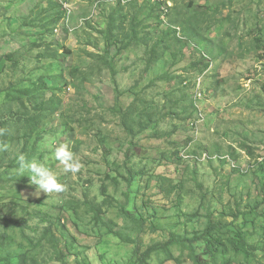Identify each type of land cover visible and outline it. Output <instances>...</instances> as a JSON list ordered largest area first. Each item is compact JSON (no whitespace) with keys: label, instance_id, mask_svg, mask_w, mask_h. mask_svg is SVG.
Segmentation results:
<instances>
[{"label":"rangeland","instance_id":"374dc122","mask_svg":"<svg viewBox=\"0 0 264 264\" xmlns=\"http://www.w3.org/2000/svg\"><path fill=\"white\" fill-rule=\"evenodd\" d=\"M171 1L164 24L131 0H0V125L22 136V106L55 103L27 146L0 152V264H135L136 244L95 224L91 202L143 251L220 222L211 245L148 264H264V0ZM59 143L79 173L53 159ZM19 153L65 191L33 195L13 174ZM122 208L150 221L141 230Z\"/></svg>","mask_w":264,"mask_h":264},{"label":"trees","instance_id":"16d2710c","mask_svg":"<svg viewBox=\"0 0 264 264\" xmlns=\"http://www.w3.org/2000/svg\"><path fill=\"white\" fill-rule=\"evenodd\" d=\"M131 4H138L137 1H131ZM145 4L151 6L152 8H154L157 11H160V6L158 5H152L151 3H149L148 1L144 2ZM124 7L122 6V3L119 2L118 3V7L114 10V13L111 14L109 17V26H108V35H114V28L116 27V16L121 15L123 13ZM174 10V4L172 8H169V13L167 15L170 16L171 15V11ZM160 18V16H159ZM160 23H164L161 19H160ZM170 23L172 24H177L178 22H172L170 21ZM165 24V23H164ZM177 26V25H176ZM183 26V25H182ZM183 30L185 31V27L183 26ZM171 31H173L174 33L175 30H173L171 27L168 28V32L170 33ZM135 32V29H132L131 33L133 34ZM176 40L178 42L181 43L182 40L178 39L175 36ZM61 50H65L66 49L63 47L62 49H58L56 51H53L51 54H49L47 57L52 58L55 55H60V51ZM206 57V56H205ZM204 56L201 58V65L203 66V71L204 70H208L210 67V60L206 59ZM26 92L28 93L29 97H34V92L30 93L29 90H26ZM20 97H18L19 99ZM55 109V103L53 104L52 100H42L40 103L37 101H31L30 102V108H26L24 106H22L21 110H20V116H21V121L19 122V124L17 125L16 128V133H23L22 136H12V134L10 133V124L9 123H3L0 125V129H2L4 131V134L2 136H0V144H12L15 145L16 141L18 139L23 138V144L24 146H27L29 144V141L32 137V135H34V133L37 131V129L39 128V126L41 125V123L49 116L53 113ZM33 110V111H31ZM139 175V174H138ZM137 175V176H138ZM135 177L131 176L130 179H128V185L131 186V181L132 179H134ZM89 205V209L91 210L92 214H94L93 216V221L95 224L97 225H101L103 227H105L110 234L114 235L115 237L121 239L123 242L125 243H131V244H136V248L134 251V255L136 258V262L135 264H148V261L151 259V256L158 252L159 250H169L170 246H177L180 243H189V244H193V243H197L200 241L205 242L208 245L212 244V240L214 235L217 234L216 231L217 229H219V224L220 222H208V227L207 229L205 228V230L203 231H198V232H193L190 236H178L176 234H173L169 240L165 243H155L154 245L148 247L146 250H142V242H140V240L138 239H132L129 235L124 234L121 231H116L115 230V224L112 221H108L105 222L103 221L101 214H102V210L100 208L99 204H95L94 202H91ZM135 211H133L132 213L130 212H126L125 208H122L121 213L122 215L129 219L132 223L134 224H138L139 228L142 230L146 227V224L148 223V221L143 215H141L140 213L138 214L136 212V209H134ZM152 225V224H150ZM36 254L32 255L29 257V262L32 263H37L38 260L35 259ZM24 261H26V259H23Z\"/></svg>","mask_w":264,"mask_h":264},{"label":"clouds","instance_id":"9594fccd","mask_svg":"<svg viewBox=\"0 0 264 264\" xmlns=\"http://www.w3.org/2000/svg\"><path fill=\"white\" fill-rule=\"evenodd\" d=\"M4 131L0 129V136ZM8 146L0 144V152L7 151ZM51 155L55 161L63 166L65 173L77 174L82 168L80 160H78L70 150L67 143H59L54 147ZM13 174L16 176L26 175L29 178V184L35 186L33 195L39 197L41 193L49 196L52 193H62L65 186L58 182L53 172L43 163L35 158L29 159L26 154L19 153L15 157V165Z\"/></svg>","mask_w":264,"mask_h":264},{"label":"built area","instance_id":"2783aa9c","mask_svg":"<svg viewBox=\"0 0 264 264\" xmlns=\"http://www.w3.org/2000/svg\"><path fill=\"white\" fill-rule=\"evenodd\" d=\"M131 1H137V2H146L148 1L152 5H158L160 6V19L167 24V15L169 13V8L173 7V3L171 0H131ZM169 5V6H168Z\"/></svg>","mask_w":264,"mask_h":264}]
</instances>
